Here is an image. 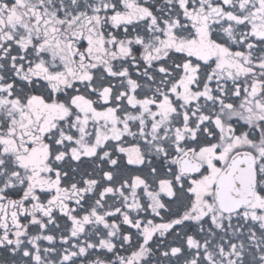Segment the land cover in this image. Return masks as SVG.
Wrapping results in <instances>:
<instances>
[{"label": "snow or ice", "instance_id": "obj_1", "mask_svg": "<svg viewBox=\"0 0 264 264\" xmlns=\"http://www.w3.org/2000/svg\"><path fill=\"white\" fill-rule=\"evenodd\" d=\"M0 264H264V0H0Z\"/></svg>", "mask_w": 264, "mask_h": 264}]
</instances>
